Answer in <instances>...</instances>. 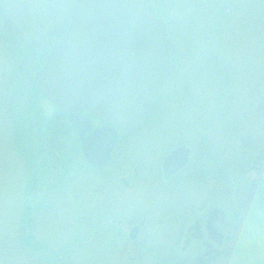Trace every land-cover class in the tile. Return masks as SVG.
<instances>
[{
    "label": "rangeland",
    "instance_id": "374dc122",
    "mask_svg": "<svg viewBox=\"0 0 264 264\" xmlns=\"http://www.w3.org/2000/svg\"><path fill=\"white\" fill-rule=\"evenodd\" d=\"M75 1L0 0V264H42L41 248L31 253L18 238L31 181L25 157L46 139L30 130L42 131L39 122L47 125L53 111L32 82ZM140 1L165 23L181 55L157 88V107L130 140H120L109 165L92 170L80 162L83 175L30 201L40 207L35 239L47 247L49 264H174L175 256L190 255L172 244L182 206L198 208L211 193L239 214L225 261L213 264H264V213L251 212L242 174L247 158L264 151V0ZM64 136L54 141L62 156ZM179 144L192 149L191 163L163 197L160 186L151 188L154 169L161 173L164 156ZM217 159L223 173L206 186L201 167L209 171ZM168 206L180 212L178 227L162 222ZM113 216L125 235L142 227L135 243L127 235L111 242L104 223Z\"/></svg>",
    "mask_w": 264,
    "mask_h": 264
},
{
    "label": "water",
    "instance_id": "95a60500",
    "mask_svg": "<svg viewBox=\"0 0 264 264\" xmlns=\"http://www.w3.org/2000/svg\"><path fill=\"white\" fill-rule=\"evenodd\" d=\"M75 2L34 79L48 100L69 113L84 160L100 167L120 132L133 133L155 108L154 91L181 51L164 23L139 0ZM83 109L104 125L91 128L76 113ZM188 154L187 147L177 148L165 163L182 167ZM136 232L137 227L132 238Z\"/></svg>",
    "mask_w": 264,
    "mask_h": 264
},
{
    "label": "flooded vegetation",
    "instance_id": "af4514ba",
    "mask_svg": "<svg viewBox=\"0 0 264 264\" xmlns=\"http://www.w3.org/2000/svg\"><path fill=\"white\" fill-rule=\"evenodd\" d=\"M76 113L82 116L84 120H88L91 128H98V126H101L103 124L99 119L97 120L92 117L88 113V111L81 110ZM146 119L143 121V123L146 121ZM45 121L48 123L47 125H44L43 122H39L43 126L42 131L39 128L30 130V133H32L34 137L35 135H38V137H40V134L42 133L46 139L44 144L40 143L36 147L33 155H30L27 158L25 157V162L27 165V176H29V179L31 181H26L24 184L26 212L24 215L25 220L23 222V226L21 227L23 231L22 234H20L18 237L20 238V240L24 241L26 248H28L31 253H33L34 250L38 253L40 252L41 248L42 256L40 258L38 254H36V256L38 258V261H40L42 264H46L48 255L44 250L45 248L47 250V247L44 246L40 240L37 241L35 239V227H38V219L35 218V214L38 212L35 211L40 209V207L37 208L33 206V208H31L32 205H30V201L33 200L35 203H37L38 200H44V198L46 197L45 193L48 190V187L53 189L61 188L62 186H65L67 180H69L70 177L73 178L83 175L82 172H79L80 166H83V162L85 163L84 165L87 168H91L92 170L105 168L110 164L111 158L116 151L115 149L119 146L120 140H130L128 136L120 137L119 141H117V143L112 148V153L110 155L108 163L104 166H101L100 168H95L85 162L82 158V153L80 152V142L78 141L77 136L74 134V131H72L71 121L68 120V113H62L56 108H53L51 114L49 116H46ZM49 132L50 135L55 136L49 137ZM60 134H62V136L66 135V137H63V148L64 152L66 153L63 156L58 149V144L54 142L56 140H62L61 137H59ZM86 135H88V133L85 134V136ZM72 137L73 140L70 141V138ZM74 145L75 147H77L78 152H75L76 148L74 147ZM180 146L188 147L186 144H179L178 146L174 147V149ZM188 148L190 149L189 155L187 156L188 159L184 166L181 167V162H178L179 164L175 163L173 165L165 163L166 157L172 151H174L173 149L164 156V160L160 167L161 173H158L159 169H154V174H156L157 177L155 176L156 181L152 183L153 186L151 184V188L155 189L156 185L160 186L163 194L160 193L159 195H162L164 197L167 195V193L170 192V186H172V183L175 181L174 179L177 175L180 174L182 179V172L186 171L192 159V149L190 147ZM73 154H79L78 160H74L72 158ZM219 162L221 163V161L217 159L215 160L214 164H208L207 166L210 168V170H207L206 172H204L203 168L201 167L200 180L201 182H204L206 186L208 184V179H220L219 176L222 175L223 171L222 167L218 165ZM245 164L247 167L243 169L242 173L245 183L243 189L245 190V192H248L247 200L249 201V203L251 202V204L249 205L250 207H252L251 212L259 211L263 214L264 151L258 154V156H254L253 158L249 156ZM197 166L199 165H196V167ZM208 167H206V169ZM137 172L139 171H133V173L135 174L134 181L139 182V175L137 174ZM43 185L47 186V189H44ZM200 200L201 205L198 206V208H189V206H185V204L184 206H182V210L184 211L182 215L183 218H181L182 225L181 228H178L179 234L177 236L175 235L176 237L174 238L172 244L176 246V243H181L182 250L190 255L188 259H185L184 257L178 258V256H175V259H173L175 262L174 264H213L218 262L222 263L223 260L225 261L227 249L230 248V240H228V234L231 231L229 230L231 228V224H233L231 222H238L239 214L233 210L229 211L226 209L225 211L224 209H222L217 202L218 200L216 199V197H214V194L211 195L210 193V195ZM124 209L119 207L117 208L116 212L121 215L123 214ZM107 211H109V209H107ZM176 211V208L168 206L167 212L169 214L163 216L165 217V219L162 222H165L166 225L171 224L174 227H178L180 225V217L177 215V213L180 214V212L177 211L176 213ZM111 221L112 222L110 223L109 221L108 224L104 223V226H107L109 228H107V230L111 233L112 243H114V238L124 239L126 235L132 242H136L137 237H139L138 234L140 233L142 228L140 225L135 224L133 226H130L128 233H126L125 235V233L123 234V232L117 225V223H120V219H116L113 216V219ZM135 227H137V232L135 233V238L132 239L130 232ZM40 228L41 226L39 227V229ZM171 246L169 248H171ZM44 254L47 255L46 259L44 257ZM47 264H49V260Z\"/></svg>",
    "mask_w": 264,
    "mask_h": 264
}]
</instances>
